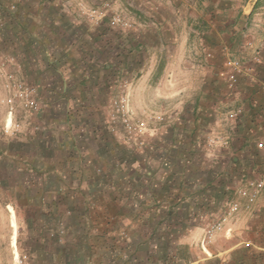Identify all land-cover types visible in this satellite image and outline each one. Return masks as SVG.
Here are the masks:
<instances>
[{
  "label": "rangeland",
  "instance_id": "rangeland-1",
  "mask_svg": "<svg viewBox=\"0 0 264 264\" xmlns=\"http://www.w3.org/2000/svg\"><path fill=\"white\" fill-rule=\"evenodd\" d=\"M227 54L263 67L264 0H0L7 261L264 264V153L240 152L226 115L254 80L230 84ZM259 179L255 200L237 194ZM234 201L232 231L209 236Z\"/></svg>",
  "mask_w": 264,
  "mask_h": 264
},
{
  "label": "crops",
  "instance_id": "crops-1",
  "mask_svg": "<svg viewBox=\"0 0 264 264\" xmlns=\"http://www.w3.org/2000/svg\"><path fill=\"white\" fill-rule=\"evenodd\" d=\"M245 70L244 76L249 75V78L251 76L254 83H242V96L241 100L238 101V105L242 107V114L239 117H241L243 123L241 125L242 128H238L239 132L237 135L243 138L244 141V143L239 146L241 147L240 152H249L246 148L250 146L249 142L253 139L252 141H254L256 150L259 151L261 149L263 150L262 153H264V93L259 87V83L264 82V65L263 67L257 65L253 69H248L246 67ZM0 153H5L2 146H0ZM241 163L242 161L240 159L236 162L239 168ZM9 206H11V202L8 201L7 197L0 195V264H10V261H7L8 250L11 249L9 246L15 248L17 242V229L13 228L11 225L12 216L9 211ZM12 209L14 211L13 207ZM13 219L17 228L15 211ZM13 235L15 238L14 244H12ZM14 252L15 250L13 251L15 255Z\"/></svg>",
  "mask_w": 264,
  "mask_h": 264
},
{
  "label": "built area",
  "instance_id": "built-area-1",
  "mask_svg": "<svg viewBox=\"0 0 264 264\" xmlns=\"http://www.w3.org/2000/svg\"><path fill=\"white\" fill-rule=\"evenodd\" d=\"M253 46V42L251 40L246 41L243 46V51L246 49H251ZM227 50V48H226ZM254 50V59L256 61H260L262 58V55L260 51L257 49ZM224 68H225V75L227 80L229 81L230 84H236L238 82V79L241 75H244L246 70L241 62V58L239 56H235L233 54H227L225 59H224ZM260 89L264 93V82L259 83ZM22 89V87L20 88ZM24 90H27L26 88ZM27 96V91L25 92ZM29 106H33L34 104L31 101H27ZM242 114V108L241 107H236L235 109H231L227 111V118L229 120H235ZM249 188L242 187L237 190V194L243 198H245L247 201L251 202L257 198L259 190L263 186V181L262 180H257V181H248ZM238 210V203L237 202H232L228 212H226L219 221L214 223L211 228L208 229L207 234L209 236H212L215 232L218 231H223L225 233H230L232 231L231 226H227L226 221L228 218H230L234 212Z\"/></svg>",
  "mask_w": 264,
  "mask_h": 264
},
{
  "label": "trees",
  "instance_id": "trees-1",
  "mask_svg": "<svg viewBox=\"0 0 264 264\" xmlns=\"http://www.w3.org/2000/svg\"><path fill=\"white\" fill-rule=\"evenodd\" d=\"M240 11H238V13H237V17H235L234 18V21H233V23L235 22V21H237V18H240ZM241 17H243V16H241ZM247 18V17H246ZM238 33V32H237ZM237 33H235V34H237ZM232 36H234V35H231L230 33H229V31H225V32H223V37L226 39V41H227V48L229 49V50H232V43L234 42V39H233V37ZM238 41H240V39H238ZM110 66H111V64H107V63H105V64H103L102 65V69L104 70V71H107V70H109V68H110ZM174 204H175V201H174ZM174 204H172V203H170L169 204V206H168V209L165 211L166 212V214L167 215H169L170 217H171V219H173L172 221H173V223L172 224H175V222H176V220H177V224H181L182 222H183V217L182 216H179V214H176V216L174 217V216H172V215H174L173 213H174V210H175V207H177V205H174ZM178 215V216H177ZM168 216V217H169ZM169 217V218H170ZM163 219V218H162ZM162 219H160L159 221L161 222V223H164V220H162ZM151 234H156V228L155 229H153L152 230V232H151ZM152 236V235H151ZM163 247H168V242L167 241H165V245L163 246ZM162 249V251H161V253H160V256L162 257V259H169L168 258V255H166L165 254V249H163V248H161ZM160 249V250H161ZM163 252V253H162Z\"/></svg>",
  "mask_w": 264,
  "mask_h": 264
},
{
  "label": "bare ground",
  "instance_id": "bare-ground-1",
  "mask_svg": "<svg viewBox=\"0 0 264 264\" xmlns=\"http://www.w3.org/2000/svg\"><path fill=\"white\" fill-rule=\"evenodd\" d=\"M9 120H10V118H8V122H9ZM9 211H10L11 216H12L11 225H12L13 228H15V227H16V224H15V221H14V219H13L14 211H13V209H12L11 206H9ZM14 218H15V217H14ZM14 243H15V238H14V235H13L12 244H14ZM14 253H15V255H16V254H17V251L15 250ZM16 257H17V255H16Z\"/></svg>",
  "mask_w": 264,
  "mask_h": 264
}]
</instances>
